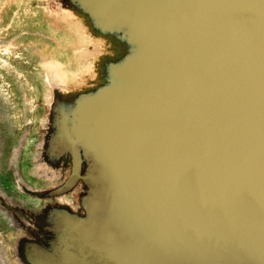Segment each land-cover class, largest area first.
Returning a JSON list of instances; mask_svg holds the SVG:
<instances>
[{
    "label": "water",
    "instance_id": "water-1",
    "mask_svg": "<svg viewBox=\"0 0 264 264\" xmlns=\"http://www.w3.org/2000/svg\"><path fill=\"white\" fill-rule=\"evenodd\" d=\"M0 264H264V0H0Z\"/></svg>",
    "mask_w": 264,
    "mask_h": 264
}]
</instances>
